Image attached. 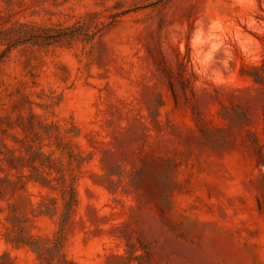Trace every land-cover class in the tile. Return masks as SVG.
I'll return each instance as SVG.
<instances>
[{
	"label": "rangeland",
	"instance_id": "1",
	"mask_svg": "<svg viewBox=\"0 0 264 264\" xmlns=\"http://www.w3.org/2000/svg\"><path fill=\"white\" fill-rule=\"evenodd\" d=\"M0 264H264V0H0Z\"/></svg>",
	"mask_w": 264,
	"mask_h": 264
}]
</instances>
